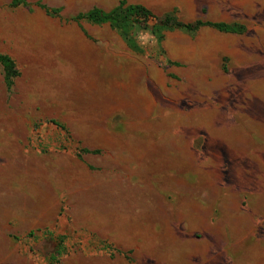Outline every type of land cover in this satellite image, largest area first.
Returning a JSON list of instances; mask_svg holds the SVG:
<instances>
[{
	"label": "rangeland",
	"instance_id": "rangeland-1",
	"mask_svg": "<svg viewBox=\"0 0 264 264\" xmlns=\"http://www.w3.org/2000/svg\"><path fill=\"white\" fill-rule=\"evenodd\" d=\"M25 1L0 0V264H264V0H127L245 27L143 52L71 19L119 0Z\"/></svg>",
	"mask_w": 264,
	"mask_h": 264
},
{
	"label": "trees",
	"instance_id": "trees-1",
	"mask_svg": "<svg viewBox=\"0 0 264 264\" xmlns=\"http://www.w3.org/2000/svg\"><path fill=\"white\" fill-rule=\"evenodd\" d=\"M20 0H13L17 4ZM27 4L25 0H21ZM43 8L44 6L41 5ZM57 13L59 9H46ZM75 22H89L94 25L108 24L134 51L143 52L137 42L139 31H148L160 43L166 32L182 31L195 34L203 27H209L218 32L242 33L244 25L240 23H227L222 21H209L197 19L192 22L181 21L174 11L167 12L161 16L155 15L150 9L141 4L128 3L127 0L119 2L111 9L104 10L99 7H92L86 12L78 13L71 18ZM0 68L2 70L3 82L7 89H10L20 72L15 61L8 54L0 53ZM85 152H90L85 149Z\"/></svg>",
	"mask_w": 264,
	"mask_h": 264
}]
</instances>
